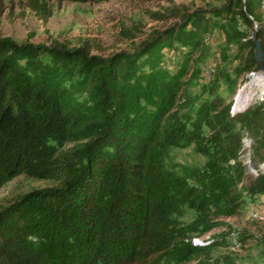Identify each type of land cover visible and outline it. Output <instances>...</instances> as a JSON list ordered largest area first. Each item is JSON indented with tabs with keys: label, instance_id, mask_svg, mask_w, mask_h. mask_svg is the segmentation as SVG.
I'll list each match as a JSON object with an SVG mask.
<instances>
[{
	"label": "trees",
	"instance_id": "16d2710c",
	"mask_svg": "<svg viewBox=\"0 0 264 264\" xmlns=\"http://www.w3.org/2000/svg\"><path fill=\"white\" fill-rule=\"evenodd\" d=\"M100 1L15 5L20 18L30 11L46 23L65 2ZM7 7L0 0V16ZM173 17L165 32L109 58L0 36V188L20 175L55 183L0 204V264H185L209 248L193 239L264 196V174L245 183L241 161L248 135L252 161L264 162V104L250 106L264 89L251 37L264 53L261 0ZM216 30L222 43L205 97L181 100ZM176 46L184 52L171 72L164 50ZM245 74L230 113L217 93H232ZM191 147L202 166L168 163L172 148Z\"/></svg>",
	"mask_w": 264,
	"mask_h": 264
},
{
	"label": "rangeland",
	"instance_id": "374dc122",
	"mask_svg": "<svg viewBox=\"0 0 264 264\" xmlns=\"http://www.w3.org/2000/svg\"><path fill=\"white\" fill-rule=\"evenodd\" d=\"M20 0H3L8 6L0 16V36L9 37L17 44L26 42L32 44H50L60 42L69 48L85 46L91 55L109 58L121 52H133L146 40L157 33H162L174 25L178 19L173 16L183 12L202 10L205 13L213 9H221L228 0H102L99 3H63L60 8L53 7V15L46 22L39 21L34 13L25 11V17L20 18L22 10L15 4ZM52 3L50 2V5ZM13 7V9H12ZM261 10L264 13V0H261ZM12 11V12H11ZM209 40V41H208ZM218 30L211 32L206 38L210 50L206 53L208 60L203 63L199 54L194 57L189 74L185 78L186 85L181 100L185 95L202 97L203 86L208 85L206 79L211 77L221 42ZM182 47L164 50L165 66L173 72L182 59ZM206 58V57H205ZM247 75L239 79L232 93L221 91L223 105L233 106V98ZM252 77V74L250 75ZM255 84H257L255 82ZM205 97V96H204ZM259 98L251 101L250 106L264 104V89ZM255 102V103H254ZM250 107V108H252ZM249 108V109H250ZM248 109V110H249ZM245 112V111H244ZM237 114L236 116L242 114ZM253 140L245 135L243 139ZM241 141V154L242 153ZM73 144L65 145L68 148ZM250 151V165H243L245 183L264 174V162H253ZM203 158L196 154L193 148H172L168 163L195 167L202 166ZM55 183L49 180H38L26 175H20L5 183L0 188V204L12 202L18 196L31 191L52 188ZM193 213L188 211L184 219L188 222ZM216 229L199 239H193L196 246L209 247L205 255L195 261L185 264H264V196L246 198L243 208L237 215L220 220ZM213 237H219L218 244L211 245Z\"/></svg>",
	"mask_w": 264,
	"mask_h": 264
},
{
	"label": "water",
	"instance_id": "95a60500",
	"mask_svg": "<svg viewBox=\"0 0 264 264\" xmlns=\"http://www.w3.org/2000/svg\"><path fill=\"white\" fill-rule=\"evenodd\" d=\"M248 17L250 19H252L251 16H248ZM254 28H255V31H256L257 30V24H256V22H254ZM251 37L253 38V42H254L255 60L257 61L258 67H259V70L256 73H260L261 72V73L264 74V53H263L262 48H261V46L259 44V41H257L255 39V33H252V36ZM232 108H233V106H232ZM232 108L230 110V113L232 111ZM241 112H244V111H241ZM241 112H239V113H241ZM232 117H234V116H232Z\"/></svg>",
	"mask_w": 264,
	"mask_h": 264
},
{
	"label": "bare ground",
	"instance_id": "6f19581e",
	"mask_svg": "<svg viewBox=\"0 0 264 264\" xmlns=\"http://www.w3.org/2000/svg\"><path fill=\"white\" fill-rule=\"evenodd\" d=\"M242 153L241 154V161L243 163V165H250V145L245 142V141H242Z\"/></svg>",
	"mask_w": 264,
	"mask_h": 264
}]
</instances>
